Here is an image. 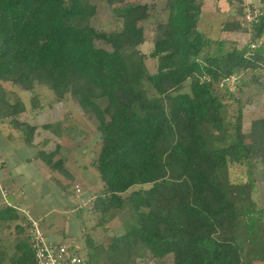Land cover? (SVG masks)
Returning a JSON list of instances; mask_svg holds the SVG:
<instances>
[{
	"label": "trees",
	"instance_id": "trees-1",
	"mask_svg": "<svg viewBox=\"0 0 264 264\" xmlns=\"http://www.w3.org/2000/svg\"><path fill=\"white\" fill-rule=\"evenodd\" d=\"M202 1L167 0L168 19L156 24L146 55L139 47L148 4L121 5L124 42L110 50L97 45L110 38L92 25L97 7L90 0H0V119L32 144L36 126L20 120L25 105L12 102L5 85L29 92L45 85L60 100L76 99L101 134L91 166L105 196L94 211L103 220L111 210L124 213L125 232L110 246L87 238L90 264H132L140 251L155 259L172 254L173 264H264V210L253 197L255 169L264 165V116L259 138L247 140L243 112L230 115L226 100L234 95L223 88L264 70V14L251 33L241 20L226 22L224 31L243 30L250 41L225 50L230 41L199 29ZM148 56L157 61L155 73ZM230 123V141L216 139ZM233 168L245 175L233 177ZM0 264H36L28 233L15 251L0 243Z\"/></svg>",
	"mask_w": 264,
	"mask_h": 264
},
{
	"label": "crops",
	"instance_id": "crops-1",
	"mask_svg": "<svg viewBox=\"0 0 264 264\" xmlns=\"http://www.w3.org/2000/svg\"><path fill=\"white\" fill-rule=\"evenodd\" d=\"M220 1L203 0L202 3L212 5V12L217 13ZM234 1L243 7L264 0ZM242 11L244 14L245 9ZM231 13L228 11L227 15L231 16ZM226 22L228 20L223 23L221 32L227 36H240L241 32L224 31ZM85 115L74 98L60 100L55 93L50 95L49 104H26L19 118L36 126L32 144H28L24 135L8 120L0 122V156L3 159L0 169V243L10 251H15L16 245L27 237L23 229L27 212L41 221L48 238L83 240L82 232L80 237L78 232L74 237L67 235L69 216L80 227L84 208L88 204L95 205L96 200L105 196L104 183L90 163L94 156L87 150L101 145V134L87 126ZM47 124L53 127L44 128ZM41 152L51 156L57 167L50 166ZM77 184L82 191L80 199L76 195ZM61 216L66 217L65 228Z\"/></svg>",
	"mask_w": 264,
	"mask_h": 264
},
{
	"label": "rangeland",
	"instance_id": "rangeland-1",
	"mask_svg": "<svg viewBox=\"0 0 264 264\" xmlns=\"http://www.w3.org/2000/svg\"><path fill=\"white\" fill-rule=\"evenodd\" d=\"M97 7L96 15L91 19L92 25L98 30H104L109 33V42L97 41V45L105 47L107 49L113 50L119 48L123 45V37L120 33L121 21L118 18V13L121 9V5L127 1L148 4L152 11V16L148 21L144 23L145 37L146 41L142 44L139 49L146 55H149L153 50V39L155 37V26L158 22H165L169 16V10L167 6V0H120L114 5L109 4L105 0H90ZM204 6V12L200 16L199 29L204 34L205 37L211 40H220L221 38H226L229 42L223 44L225 50L230 49L236 43H240L245 46L250 41V35L241 30L240 36H227L221 32L223 23L228 20V22H236L237 20H242L244 15L242 11V6L235 2L234 0H222L218 4L217 13L212 12V5L202 3ZM118 10H115V7ZM228 11H231L232 15L228 16ZM243 15V16H242ZM241 16V18H240ZM214 28V30H213ZM217 28V30L215 29ZM247 29V28H246ZM220 30V31H218ZM229 37V38H228ZM232 43V44H231ZM211 51H215L218 46H211ZM146 64L151 73L157 71V61L154 58L147 57ZM227 87L229 92L234 95L233 97H228L226 102L228 103L230 115L234 117L238 111L241 109L243 112V129L247 140L252 141L259 138V121L261 117L264 116V70L255 72L244 73L237 76L235 79L228 81L223 88ZM8 92V96L12 102H16L18 99L26 104L36 105L38 103L49 104L50 95H54V91L45 85H38L36 89L32 92L25 91L18 86H11L9 84L5 85ZM189 87L187 86V89ZM10 92V93H9ZM76 100V99H75ZM77 101V100H76ZM78 102V101H77ZM104 105L105 101H101ZM72 104V103H71ZM69 103V105H71ZM86 116L87 126L91 127L92 130H97L94 118L90 117L88 114ZM6 120L0 119V122H5ZM7 122V121H6ZM9 122V121H8ZM233 123L226 124L222 131L215 133V137L221 141H230L231 135H233ZM98 132V130H97ZM101 145L95 146V148L88 147V153L93 154L92 160L97 156ZM91 160V161H92ZM91 163V162H90ZM245 170V169H244ZM233 177L238 174L245 175L242 168H233ZM238 171V172H237ZM255 177L257 179V185L254 189L253 197L257 202L259 209L264 210V165L257 164L255 169ZM78 185V184H77ZM76 185V186H77ZM80 187V185H78ZM151 184H146L144 186H135L128 192L124 193L123 196L127 197L133 190L140 188H150ZM77 188V187H76ZM81 188V187H80ZM100 192V191H99ZM87 202V201H85ZM87 205V203H85ZM84 206V205H83ZM95 205L88 204L82 211L80 219V227L78 223L75 224L73 218L69 216L70 228L67 235L70 237L76 236L78 232V237L83 234V240H77L82 248L83 252L86 251L88 245L87 238H92L96 244H106L110 246L112 239L115 236H119L125 232L123 226V220L126 217L124 213H118L116 210H111L107 213L105 219L101 218V215L94 211ZM72 216V214H71ZM62 217V227L66 226V217ZM42 227V226H41ZM81 228V230H79ZM43 230V228H42ZM43 232L47 234L44 230ZM7 237V236H6ZM73 238H67L70 241ZM140 255L136 256L135 261L132 264H173V255L169 254L163 259H155L148 252H139ZM254 264H261L259 261H255Z\"/></svg>",
	"mask_w": 264,
	"mask_h": 264
},
{
	"label": "built area",
	"instance_id": "built-area-1",
	"mask_svg": "<svg viewBox=\"0 0 264 264\" xmlns=\"http://www.w3.org/2000/svg\"><path fill=\"white\" fill-rule=\"evenodd\" d=\"M264 14V1L245 7L241 25L249 30ZM3 159L0 156V169ZM76 195L81 198V188L76 186ZM81 202V201H80ZM85 205V203H82ZM23 225L30 238L31 248L35 255L36 264H90L77 240H52L46 236L41 227V221L34 219L28 212Z\"/></svg>",
	"mask_w": 264,
	"mask_h": 264
}]
</instances>
